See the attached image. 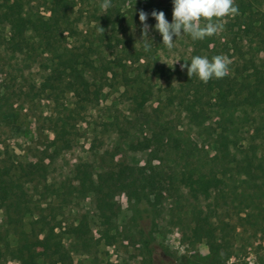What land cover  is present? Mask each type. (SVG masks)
Here are the masks:
<instances>
[{"label":"rangeland","instance_id":"rangeland-1","mask_svg":"<svg viewBox=\"0 0 264 264\" xmlns=\"http://www.w3.org/2000/svg\"><path fill=\"white\" fill-rule=\"evenodd\" d=\"M70 1V22L56 45L81 55L83 63L93 62L99 72L110 69L108 86L85 110L76 109L73 93L50 86L44 32L27 24L24 46L7 42L16 23L5 18L8 7L15 4V13L36 19L49 15L47 0H0V164L10 159L31 171L33 212L19 228L37 232L27 238L34 257L42 261V241L55 237L72 264H264L261 170L250 188L235 176L225 179L220 191L204 190V178L194 169L201 170L215 154L221 118L206 91L191 97L189 87L201 80L181 69L193 56L226 55L231 64L225 78L241 82L252 65L264 77V0H235L239 15L226 18L223 32L203 40L184 34L172 51L162 44L151 16L163 11L171 22L172 0H111L106 11L103 0ZM141 10L149 14V52L139 41ZM85 75L91 84L90 72ZM137 79L154 88L142 112L124 93ZM224 119L239 146L254 147L264 161V101L236 107ZM65 122L64 137L59 127ZM149 159L161 175L149 186L151 202L130 195L132 175L142 173ZM83 164L115 203V215L94 193L76 189L75 169ZM40 212L48 221L41 231V224L32 223ZM207 215L217 229L214 247L197 228L198 217ZM4 219L0 209V233L14 244L17 237ZM76 226L82 234L72 233ZM0 264L24 263L2 252Z\"/></svg>","mask_w":264,"mask_h":264},{"label":"trees","instance_id":"trees-1","mask_svg":"<svg viewBox=\"0 0 264 264\" xmlns=\"http://www.w3.org/2000/svg\"><path fill=\"white\" fill-rule=\"evenodd\" d=\"M44 6L49 15L46 17L41 15L36 19H31L26 14L23 16V13H15V4L9 6L5 18L11 24L16 23L10 27L7 42L15 47L24 46L26 41L22 32L23 28H27V24H31L32 30L35 28L44 32V48H50L49 53L51 54L49 63L44 68L51 81L52 85L50 86L54 88L53 91L62 86L68 92L73 93L76 109L85 110V106L97 102L103 88L108 86L110 69L99 72L93 62L83 63L84 59H80L81 55L56 45L59 42L58 36L67 31L65 26L70 22L69 11L73 7L70 0H47ZM248 70H250L248 77L241 82L224 77L213 79L207 83L200 81L188 89L191 97H203L206 91L208 97L214 99L211 106L215 108L221 118L216 133L217 149L215 154L207 160V165L204 164L201 170L194 169L204 178L203 187L206 192L222 190L225 179L231 180L235 176H238L241 182L248 184L247 187L250 188L251 184L255 182L257 168L261 170V178L264 179L263 159L257 158L254 147L242 148L239 146L238 141L233 139L229 130L231 127L224 119L225 115H232L236 107H253L257 100L264 101L262 69L252 65L248 67ZM86 71H89L92 76L91 84L85 75ZM153 91L154 88L151 84L137 79L134 84L126 86L124 93L128 94L132 100L135 111L142 112L153 96ZM200 103L196 100V104ZM192 106H195V103H192ZM59 133L64 137L69 134L66 122L61 123ZM168 137L170 138L167 139L168 141L173 140L176 146H180L179 139ZM153 159L148 160L142 173L135 171L132 175L130 195L137 200L145 197L147 201L151 202L147 194L149 186L161 176L152 165ZM257 159L259 160L256 165ZM30 174V169L10 159L6 163L0 164V209L3 210L5 216L4 226L17 237V241L12 244L7 237L0 233V253L7 252L9 256L23 261L24 264H72L70 254L58 246L55 237H47L42 241V261L34 257L33 250L28 246L27 238L37 237V232L35 229L26 232L19 228L25 217L33 212V201L30 197V189L27 187ZM75 179L79 184L76 188L78 191L80 190L83 194L94 193L99 198L101 205L112 215H115V203L109 201V194L104 193L95 184L92 173L86 164L76 167ZM37 208L40 209V207ZM47 222L46 216L42 212L39 213L38 218L32 221L33 224H41L40 231L45 228ZM212 225L211 215L198 217V230L205 234L211 247H214V241L218 234L215 233L217 229ZM81 228L82 226L74 227L71 229L72 233L82 234ZM32 233L33 235H31Z\"/></svg>","mask_w":264,"mask_h":264},{"label":"clouds","instance_id":"clouds-1","mask_svg":"<svg viewBox=\"0 0 264 264\" xmlns=\"http://www.w3.org/2000/svg\"><path fill=\"white\" fill-rule=\"evenodd\" d=\"M172 3L171 22L166 19L163 11L151 12V16L156 20L155 30L161 34L162 44L169 51L175 48V40L182 35L187 34L193 40H203L223 32L227 17L239 15V7L235 0H172ZM111 6V0H103L100 4L105 11ZM148 16L149 14L143 10L139 12V20L142 24L139 41L142 42L145 52H149L153 44L152 39L149 38ZM100 31L104 32L105 29L100 26ZM230 64L231 60L226 55H216L211 59L206 56H193L190 66L185 63L181 65V69H187L189 78L195 75L199 80L207 83L213 78L226 77L230 72Z\"/></svg>","mask_w":264,"mask_h":264}]
</instances>
